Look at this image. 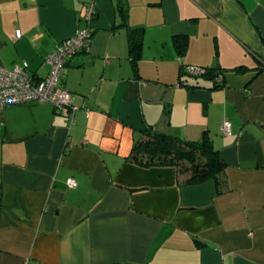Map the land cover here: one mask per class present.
I'll use <instances>...</instances> for the list:
<instances>
[{
	"label": "crops",
	"instance_id": "crops-1",
	"mask_svg": "<svg viewBox=\"0 0 264 264\" xmlns=\"http://www.w3.org/2000/svg\"><path fill=\"white\" fill-rule=\"evenodd\" d=\"M88 9L60 82L76 109L0 112V264H264V0H0V68L46 77ZM148 127L209 140L219 182L134 163Z\"/></svg>",
	"mask_w": 264,
	"mask_h": 264
},
{
	"label": "built area",
	"instance_id": "built-area-1",
	"mask_svg": "<svg viewBox=\"0 0 264 264\" xmlns=\"http://www.w3.org/2000/svg\"><path fill=\"white\" fill-rule=\"evenodd\" d=\"M91 10L86 13L84 26L76 30L75 34L59 43L52 54L45 58L50 65L48 75L39 80L34 78L27 71V64L16 65L12 71L0 68V112L6 105L21 104L26 102H50L55 108L64 106L72 107L71 94L60 86L62 70L65 64L77 53L88 51L91 43ZM15 37L21 36L20 30H16ZM188 72L200 75L204 69L197 66H189ZM222 134L230 136L231 124L224 121L221 126ZM68 187L73 188L76 182L73 178L66 180Z\"/></svg>",
	"mask_w": 264,
	"mask_h": 264
},
{
	"label": "trees",
	"instance_id": "trees-1",
	"mask_svg": "<svg viewBox=\"0 0 264 264\" xmlns=\"http://www.w3.org/2000/svg\"><path fill=\"white\" fill-rule=\"evenodd\" d=\"M123 7L120 3V9H124ZM180 42L185 43L186 40L175 39L174 44L177 48H180ZM131 46L136 58L138 44ZM203 69V73L198 76L212 80L216 86L221 84L223 72L216 68ZM129 157L143 167L173 166L177 170L179 180L188 184H197L208 179L219 182L226 167V163L209 140L204 139L201 143L185 142L157 133L149 127L134 142Z\"/></svg>",
	"mask_w": 264,
	"mask_h": 264
}]
</instances>
